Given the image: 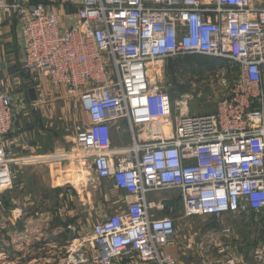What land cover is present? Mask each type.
I'll return each mask as SVG.
<instances>
[{"label":"built area","instance_id":"2783aa9c","mask_svg":"<svg viewBox=\"0 0 264 264\" xmlns=\"http://www.w3.org/2000/svg\"><path fill=\"white\" fill-rule=\"evenodd\" d=\"M0 9L21 21L20 74L35 94L43 78L77 93L87 125L73 124L78 150L64 157L131 198L89 230L66 223L56 264H177L175 221L156 217L165 204L149 201L155 193L176 192L185 219L264 217V0H0ZM184 56L229 63L214 112L191 114L186 96L172 99L150 79L152 65ZM15 116L0 66V194L31 160L5 142ZM122 129L130 141L115 147ZM27 242L0 238V264L26 258ZM254 261L264 263V248Z\"/></svg>","mask_w":264,"mask_h":264},{"label":"crops","instance_id":"0c3cea01","mask_svg":"<svg viewBox=\"0 0 264 264\" xmlns=\"http://www.w3.org/2000/svg\"><path fill=\"white\" fill-rule=\"evenodd\" d=\"M32 1L2 0L9 5ZM20 28L21 21L13 13L0 9L1 75L5 78V91L13 99L16 114L14 128L7 134L5 142L19 158L31 159L12 169L13 184L0 194V225L5 226L0 234L5 231L9 247L28 241L29 247L23 255L26 258L18 264H56L69 238L66 223L89 230L95 222L123 211L131 198L123 190L116 189L110 180H100L91 168L78 169L74 159L64 157L78 150L71 142L73 126L67 136L59 135L56 124L48 116L52 111L47 115L43 107L38 106L39 102L32 104L30 101L27 91L31 87L20 74L23 50ZM36 96L42 99L37 92ZM148 199L167 202L156 217H169L175 221L176 247L173 251L176 259L181 258L177 264H226L227 261L218 260L212 252L214 246L222 245L223 237L216 235L217 240L212 244L208 236L206 245L194 240L196 236L189 235L188 229L195 228L201 221L195 220L198 216L183 218L182 205L173 201L175 198L170 193L151 194ZM96 211L101 213L98 219H93ZM64 213L68 214L67 222L63 221ZM209 219L217 224L223 220ZM221 226L225 227L224 224Z\"/></svg>","mask_w":264,"mask_h":264},{"label":"rangeland","instance_id":"374dc122","mask_svg":"<svg viewBox=\"0 0 264 264\" xmlns=\"http://www.w3.org/2000/svg\"><path fill=\"white\" fill-rule=\"evenodd\" d=\"M32 2L42 3L47 2V0H33ZM77 2L78 0H73L74 4ZM74 7L73 4L68 5L62 9V12L67 17L69 13L74 12ZM220 68L222 67L216 68L212 61L201 58L167 59L159 66L152 65L149 74L151 80L170 91L173 99L186 96L191 114H202L214 112L216 103L228 90L222 84L223 80L230 79V75H225ZM38 93L42 96L38 106L43 107L47 115L48 111H52L48 116L51 122L56 124L59 135L62 133L67 136L70 127L74 126L73 124L87 125V117L81 109L77 93L69 92L60 86L53 87L44 78L42 79V86L38 88ZM126 133L125 129H122L121 133L113 131L112 141L115 147L129 143L130 140L126 137ZM170 195L177 198L176 192H171ZM100 213V211H96L92 218L98 219ZM68 219V214L64 213L63 221L67 222ZM198 219L201 220L197 224L198 226L189 228L188 232H190L189 235L196 236L194 240L201 241L206 245L209 241L208 236L219 235L220 229L224 227L221 226L222 224L231 229V236L225 237L222 245L213 247L208 243L209 247H213L212 252H215L218 260H232L235 264H257L254 261L255 248H264V217L258 214H228L222 218L221 224L213 223L209 217L195 218V220ZM215 224L217 225L215 226ZM0 236L4 237L5 231ZM180 259L177 257L178 262Z\"/></svg>","mask_w":264,"mask_h":264},{"label":"trees","instance_id":"16d2710c","mask_svg":"<svg viewBox=\"0 0 264 264\" xmlns=\"http://www.w3.org/2000/svg\"><path fill=\"white\" fill-rule=\"evenodd\" d=\"M187 58H195V59H205V60H209L212 61L214 63V66L217 67H227L229 66V63L220 59H214V58H210V57H206V56H184V58H174L173 60H184ZM172 60V59H171ZM232 71H235V69H232ZM172 97V95H171ZM179 98V97H178ZM173 99V97H172ZM212 113V112H211Z\"/></svg>","mask_w":264,"mask_h":264},{"label":"water","instance_id":"95a60500","mask_svg":"<svg viewBox=\"0 0 264 264\" xmlns=\"http://www.w3.org/2000/svg\"><path fill=\"white\" fill-rule=\"evenodd\" d=\"M27 94L29 95V99L31 102H35L37 100V96L33 88L28 89ZM172 202H169V203L172 204ZM165 204H167V202H165Z\"/></svg>","mask_w":264,"mask_h":264}]
</instances>
